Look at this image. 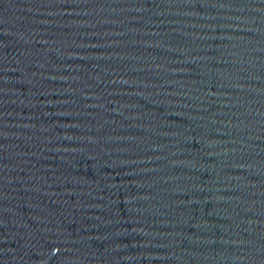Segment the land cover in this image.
Listing matches in <instances>:
<instances>
[{"label": "water", "instance_id": "95a60500", "mask_svg": "<svg viewBox=\"0 0 264 264\" xmlns=\"http://www.w3.org/2000/svg\"><path fill=\"white\" fill-rule=\"evenodd\" d=\"M0 264H264V0H0Z\"/></svg>", "mask_w": 264, "mask_h": 264}]
</instances>
